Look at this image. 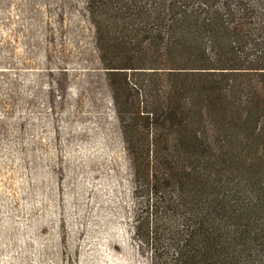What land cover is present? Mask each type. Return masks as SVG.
Segmentation results:
<instances>
[{
	"label": "trees",
	"instance_id": "16d2710c",
	"mask_svg": "<svg viewBox=\"0 0 264 264\" xmlns=\"http://www.w3.org/2000/svg\"><path fill=\"white\" fill-rule=\"evenodd\" d=\"M89 8L101 42L113 12L111 37L124 47L122 62L104 67L134 170L135 236L151 264H264V172L237 176L223 153L234 130L264 147V83L251 97L235 81L264 70V0H89ZM144 59L159 65L138 66ZM129 73L158 85L139 86ZM239 104L250 113L232 121Z\"/></svg>",
	"mask_w": 264,
	"mask_h": 264
},
{
	"label": "rangeland",
	"instance_id": "374dc122",
	"mask_svg": "<svg viewBox=\"0 0 264 264\" xmlns=\"http://www.w3.org/2000/svg\"><path fill=\"white\" fill-rule=\"evenodd\" d=\"M89 9V0H0V264H151L135 236L134 170L104 67L120 64L124 47L111 37L113 12L101 42ZM251 72L235 81L253 97L264 70ZM240 107L232 121L250 113ZM231 132L230 169L260 176L264 147Z\"/></svg>",
	"mask_w": 264,
	"mask_h": 264
}]
</instances>
